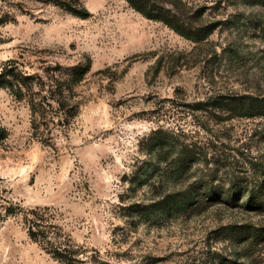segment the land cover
Segmentation results:
<instances>
[{"label": "rangeland", "instance_id": "1", "mask_svg": "<svg viewBox=\"0 0 264 264\" xmlns=\"http://www.w3.org/2000/svg\"><path fill=\"white\" fill-rule=\"evenodd\" d=\"M210 12L219 26L193 42L125 0H0V69L12 59L44 75L91 65L76 87L77 116L68 126L41 123L48 137L35 135L27 103L0 88L9 134L0 148V264H63L29 235L32 209L82 249L84 264L264 263V243L244 233L264 230V210L246 206L252 191L264 198V116L217 105L264 98V5L233 1ZM166 130L197 144L188 180L172 181L160 166L152 174L150 153ZM207 177L222 191L235 186L239 204L160 209L166 190L192 187L201 198Z\"/></svg>", "mask_w": 264, "mask_h": 264}, {"label": "trees", "instance_id": "2", "mask_svg": "<svg viewBox=\"0 0 264 264\" xmlns=\"http://www.w3.org/2000/svg\"><path fill=\"white\" fill-rule=\"evenodd\" d=\"M129 6L146 19L165 24L167 27L185 36L193 42H203L215 32L219 21L211 14L227 2H257L263 4L264 0H125ZM72 15L87 19L91 16L89 10L83 5L61 4ZM214 17V18H212ZM91 71V65L64 67L58 64L47 75L25 71L19 59H12L4 63L0 69V88L8 89L19 100L27 103L32 117V128L35 135L41 132V123L58 120L68 126L77 116L79 105L76 101V87L79 86ZM44 73V72H43ZM222 113H234L241 117L264 116V98L253 96H239L229 101L217 102ZM50 124V123H48ZM182 133V132H181ZM175 130L160 131V144L150 153L156 160L150 165L152 174L160 166L163 174L172 181L188 180L191 169L201 155L198 154L197 144L182 138V134ZM8 131L0 127V148L8 138ZM48 137V136H46ZM183 139V140H182ZM148 171H151L150 169ZM148 173V172H147ZM204 181V182H203ZM196 182V181H195ZM203 196L198 198L192 187L188 190L165 192L160 203L164 212L206 210L216 203H225L237 206L241 197L235 186L222 191L215 186L214 180L203 179L199 181ZM197 184V182L195 183ZM168 189V188H166ZM246 206L251 210H264V198H260L254 191L250 192ZM7 213H15L9 210ZM24 222L28 227L32 239L40 241L53 256L63 264H84L81 255L84 252L70 242L57 239L53 229H57L49 218L38 211L29 210L24 215ZM242 229V228H241ZM254 230V231H253ZM246 229L244 233L250 235L252 241L264 243V230ZM253 231V232H251ZM241 232V231H240ZM242 233V232H241ZM61 239V238H60ZM92 264H111L110 262L95 258ZM232 263V262H230ZM264 264V263H263Z\"/></svg>", "mask_w": 264, "mask_h": 264}]
</instances>
